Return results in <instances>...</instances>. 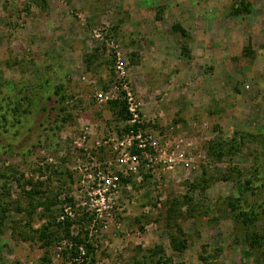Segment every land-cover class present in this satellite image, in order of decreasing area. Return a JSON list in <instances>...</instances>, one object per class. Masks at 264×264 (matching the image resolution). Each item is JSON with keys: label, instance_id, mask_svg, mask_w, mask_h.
I'll return each mask as SVG.
<instances>
[{"label": "rangeland", "instance_id": "374dc122", "mask_svg": "<svg viewBox=\"0 0 264 264\" xmlns=\"http://www.w3.org/2000/svg\"><path fill=\"white\" fill-rule=\"evenodd\" d=\"M120 78L182 155L172 170L138 153L124 176L103 145L128 129ZM5 95L23 102L0 121V264H77L80 247L79 264H264L245 236L264 233V0H0ZM88 155L118 174L103 217L80 205Z\"/></svg>", "mask_w": 264, "mask_h": 264}, {"label": "built area", "instance_id": "2783aa9c", "mask_svg": "<svg viewBox=\"0 0 264 264\" xmlns=\"http://www.w3.org/2000/svg\"><path fill=\"white\" fill-rule=\"evenodd\" d=\"M120 80L122 81L117 83L115 90L120 89L124 92L125 108L128 115V129L120 133L115 131L108 132L104 136L103 145L107 146L116 155V163H119L122 167L120 172L124 176H128L129 171L135 172L139 167L140 160L138 153L144 154L150 164H158L163 170H172L177 163L183 161L182 155L173 149L170 150L165 145L158 144L149 133L141 129L143 121L138 103L132 92H130L127 82L122 78ZM178 159L181 160L178 161ZM88 162V168L86 167L83 171H87L88 169L90 172L86 177V182L83 180L84 186L82 187L85 191L83 196H86L87 200L81 202L80 205L85 208L87 206V211L91 210L98 217H103L102 209L98 206L112 201L118 191V174L116 170H112V166L108 163H101L91 155H88ZM107 207L109 209L110 204ZM73 215L74 212L71 208L66 206L63 208V212L59 215L58 220H64L69 217L73 218ZM76 255L77 258L74 261H77V264H79L82 262L81 255H84L81 247L80 252Z\"/></svg>", "mask_w": 264, "mask_h": 264}, {"label": "trees", "instance_id": "16d2710c", "mask_svg": "<svg viewBox=\"0 0 264 264\" xmlns=\"http://www.w3.org/2000/svg\"><path fill=\"white\" fill-rule=\"evenodd\" d=\"M247 4H241V6L243 7V11L244 12H248V8H247ZM241 8H236L234 10V14H241L242 12ZM174 31L179 32L182 35H185V31L184 29L178 24V25H174L173 27ZM59 89H61V87H57V91H59ZM10 99L11 96L5 95L4 97L0 98V121L1 123H5L7 121V119H9L10 114L12 115L11 117H16L17 113H19L20 115V111L22 108V99L21 100H16L15 102H11L10 103ZM120 115L123 118L128 117L127 113H126V108L124 106V104H121V109H120ZM9 115V116H8ZM18 115V117H19ZM17 122H20L19 119H17ZM7 123V122H6ZM235 140V139H234ZM236 141V140H235ZM217 146H220L219 148L215 147V145H211L209 146V149L213 150V154L218 158L221 159V157L224 155V150L221 148V144H216ZM234 147V146H233ZM202 183L206 182V181H201ZM199 186V185H197ZM37 190H34L33 192H36ZM1 206V205H0ZM230 210L234 212V210L236 209V204L235 203H231L229 205ZM174 213L176 212V210H174ZM264 213V210H262ZM235 218L237 219V221H241L244 225L247 224H254L257 223L256 221H258L259 216L258 213L253 210L252 212H248V211H243L241 210L240 212L238 211V214L235 216ZM62 222L58 223V226H61L64 230V236L68 237L70 234L69 231V226L71 222L64 220H61ZM64 225V226H63ZM44 232H40V237L44 238ZM246 241L248 242V244L250 245V248L254 249L255 251H257L259 254H261V257L264 261V233H259V232H249L246 233ZM75 243H81V240H78L77 238L74 239ZM170 245L172 247L173 250L175 251H180L185 247V242L184 240H178L176 239V237L171 236V240H170Z\"/></svg>", "mask_w": 264, "mask_h": 264}]
</instances>
